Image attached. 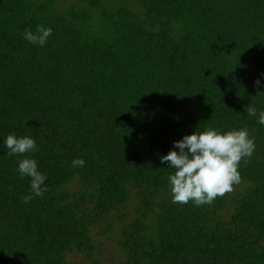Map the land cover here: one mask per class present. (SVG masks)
Masks as SVG:
<instances>
[{"label": "trees", "instance_id": "trees-1", "mask_svg": "<svg viewBox=\"0 0 264 264\" xmlns=\"http://www.w3.org/2000/svg\"><path fill=\"white\" fill-rule=\"evenodd\" d=\"M262 74L264 0H0V264L88 260L118 222L123 264H264ZM207 127L254 138L242 187L173 203L159 156ZM9 133L36 150L8 155ZM22 156L46 176L27 203Z\"/></svg>", "mask_w": 264, "mask_h": 264}, {"label": "clouds", "instance_id": "clouds-1", "mask_svg": "<svg viewBox=\"0 0 264 264\" xmlns=\"http://www.w3.org/2000/svg\"><path fill=\"white\" fill-rule=\"evenodd\" d=\"M51 32L50 27L37 25L34 32L23 30L22 36L31 44L43 46ZM253 83L264 87L260 79ZM246 114L257 116L258 122L264 125V109L257 114V108L249 104ZM3 146L10 156L34 151L37 147L31 136L12 133L4 137ZM254 148V138L246 127L223 132L207 127L172 141L167 153L159 156L162 164L166 162V168L173 169L167 175L172 202L186 204L191 201L195 205L211 203L217 196L231 191L232 186L240 180L239 162L243 157L251 156ZM84 163L82 157H75L71 161L73 166H83ZM16 168L19 176L29 178L30 192L23 197L24 202L41 195L46 188V176L38 170L36 160L22 156Z\"/></svg>", "mask_w": 264, "mask_h": 264}, {"label": "rangeland", "instance_id": "rangeland-1", "mask_svg": "<svg viewBox=\"0 0 264 264\" xmlns=\"http://www.w3.org/2000/svg\"><path fill=\"white\" fill-rule=\"evenodd\" d=\"M242 187L241 183H237L234 186V189H240ZM129 212V215L132 216L133 212L131 207L125 210ZM118 215V212L112 213V218H115ZM115 226L120 227L118 222ZM114 226L113 231L110 234L104 233L101 230V227H98L93 230L94 244L96 245V251L90 259H84L81 254L72 253L68 255L70 261L74 264H123V253L119 248L118 240L120 238L119 232ZM105 227V226H102Z\"/></svg>", "mask_w": 264, "mask_h": 264}]
</instances>
